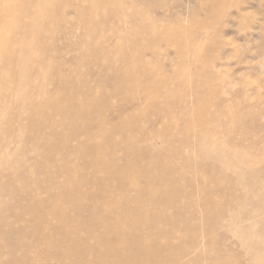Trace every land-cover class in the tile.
<instances>
[{
    "label": "bare ground",
    "instance_id": "6f19581e",
    "mask_svg": "<svg viewBox=\"0 0 264 264\" xmlns=\"http://www.w3.org/2000/svg\"><path fill=\"white\" fill-rule=\"evenodd\" d=\"M9 2L22 6L16 25L11 27L9 24L7 29L21 34L23 43L19 46L21 53L16 54L13 48L16 42L9 38L10 35L0 36V120L5 118L12 105L11 92L24 97L22 92L27 79L31 73L35 74L28 68L32 60L24 47L27 37L36 36L28 31V27L39 26L46 20L55 23L56 18L58 38L68 42L55 49L52 45L55 41L50 38L52 48L42 52L50 51L52 58L58 60L65 51L84 48L92 60L84 65L83 77L77 78L75 93L66 97L67 94L62 92V103L53 106V115L55 112L64 114V127L71 131L62 136L60 132L52 131L50 138L54 151L55 146L57 150L64 148L63 183H74L78 187L98 184L100 190L95 192L102 202L95 210L93 208L89 220L75 212L73 224L61 225L69 228L61 232V237L48 238L47 244H43L46 247L41 245L46 252L41 250L42 254H39L36 252L39 242H30L24 247L21 243L24 237L22 240L18 238L26 226L15 229L9 223V220L18 224L23 222V216H31V211L26 208L16 213L3 196L12 192L0 191V204L8 212L4 214L8 217L0 212L1 243L11 249L20 243L24 247H20L23 250L20 258H16L14 252L9 257L0 251V264H217L224 252L235 246V250L238 248L243 255L242 264H264V104L257 102L253 107L246 102L237 103L239 96L234 94L235 97L228 99L225 90L217 91L215 98H209V102L198 109L186 102L185 96L193 89L180 80L179 75L189 68L202 67L198 52L204 42L197 38L199 35L192 31L177 38L174 54H183V61L178 63L170 56L169 50H162V44L150 43L153 35L149 30L169 19L159 12L165 5L156 3V0H66L56 10L55 0ZM194 2L198 10L212 8L210 1ZM7 12L8 9L1 8L0 3V25ZM201 27L210 32L209 38L214 41L211 33L214 28L207 24ZM44 32L42 29L37 36ZM50 33L55 37V28ZM127 35L136 39H127ZM143 35L147 44L138 43ZM156 40L161 42L159 38H154L153 42ZM109 44H116L120 49L113 52ZM160 56L169 58L170 63H162ZM40 59L44 72H48L55 84L60 79L62 66L83 63L84 57L63 60L62 66L55 63L49 66L45 59ZM173 67L178 72H173ZM214 67L217 68L218 64ZM118 71H122L121 76ZM162 72H170V75L164 78L163 84L160 81L157 84L155 77ZM135 73L139 76L136 77ZM13 78L18 82L14 91L6 86V81ZM152 86L153 95L143 99L136 95ZM227 86L226 82L222 87ZM112 87L115 104L109 99L102 102L101 91ZM39 92L37 89V97ZM45 97L41 102L46 103ZM159 97L164 98L162 108L153 106ZM144 102L153 107L140 112L139 107ZM65 107L70 108L67 111ZM78 120L85 131L78 129ZM67 141L74 142V145L66 147ZM12 142L0 140V166L11 157L10 150L14 148L9 144ZM155 143L160 144L159 152L154 149ZM178 143L182 144L180 148ZM72 157L84 160L92 169V176L85 175L84 168L80 167L83 163L76 165L71 161ZM190 157L195 160L190 164L181 166L177 162V159ZM19 170L17 175L25 182L24 167ZM97 174H103L104 179H97ZM55 180L53 172H45L36 184L46 185L51 191L49 185L55 184ZM186 186L192 188L191 194L187 193ZM24 188L28 190L27 187L22 190ZM70 190L67 193L62 189L64 193L54 197L65 202L68 206L65 209H78L80 195L75 196L69 193ZM26 194L29 199H35L32 192ZM41 205L43 208L39 212L44 218L55 214V210L52 213L53 207L46 210L44 203ZM100 209L106 212L104 220L101 216L99 220L96 218ZM65 215H60L57 220L66 223ZM78 221L82 225L77 224ZM5 226L8 229L3 230ZM38 229L42 234L50 231L45 225L37 226L35 231ZM102 239L109 240L104 244L105 249L95 244ZM139 246L145 255L143 261L133 256L134 249ZM191 254L193 256L189 257Z\"/></svg>",
    "mask_w": 264,
    "mask_h": 264
},
{
    "label": "rangeland",
    "instance_id": "374dc122",
    "mask_svg": "<svg viewBox=\"0 0 264 264\" xmlns=\"http://www.w3.org/2000/svg\"><path fill=\"white\" fill-rule=\"evenodd\" d=\"M7 1L8 0H0L1 8L8 9L7 16L5 17V20L2 19V23L0 25V33H1L0 36L3 38L6 37L7 35H10L9 38L12 39L14 42H16L13 48L15 50V53L18 54L21 53L19 51V46L20 44L23 43V36L21 34H18L17 32L14 33L8 31L7 25L9 26L10 24L11 27L16 25L17 18L22 13V6H18L14 4L11 5V3L9 2L10 0L8 2ZM48 1L53 2L54 0H48ZM194 1L193 0H162V1L156 0V3H162V5H165L164 7H166V9L163 7L164 9L163 8H162L163 10L160 9L159 12L164 15L166 14L165 17L169 19L168 21L163 22L162 25L158 26L154 30H149L150 33L153 35V39L159 38V40L161 41L158 42L156 40V42H153V39H151L150 41L151 45L154 43H155L154 45L162 44L161 46L162 50L164 51L169 50L171 53L170 56L172 58L174 57V59L178 63L183 61L182 58L183 54H177V55L174 54V49L176 48L175 41H178L177 38L179 36H183V33L185 32L191 33L193 31V33H197V35H199L197 36V38L201 40V42H204V46L201 47V49L198 52L200 60H202L203 62L202 67L189 68L186 70V73H180L179 75V79L180 80L182 79L183 81L187 82L188 84L187 86H189L190 89H193L192 93H188L187 96H185L186 102L189 103L193 108L198 109L202 105L208 103L209 98L210 99L215 98L217 91L221 92L222 90H225V92L227 93L225 97H228V99L233 98L235 96L240 97V99L239 97L238 99H236L237 103L243 102L244 104L246 102L247 104L253 107L254 105H256L257 102H260V104L263 105L264 104V0H221V1L206 0L207 2L210 1L209 4L210 7L212 8L211 9L202 8L199 10L194 4L195 3ZM65 2L66 0H55V10L57 8H60ZM213 2L215 3L213 4ZM202 24L203 25L207 24V26L214 28L211 29L212 30L211 33L214 35V41L209 38L211 37L209 36L210 32L203 30L204 27H201ZM41 28L45 32L40 34L42 36H37V34H39L38 32L42 30ZM54 28H55V37L50 33L51 31L54 30ZM56 28H57L56 18H55V23L52 20H46V21H42L39 26L28 27V31L33 34H36V36L34 38L27 37L26 39L29 42L26 41V45L24 47L26 48L25 52L29 56L31 55V60H32V63L28 65V68L30 70L35 71V74L32 75L31 73L30 77L27 79L28 81L27 86L22 92L24 94V97L19 96L16 92H11L10 99L12 105L10 106L9 110L6 111L5 118L0 120V125H1L0 140L8 139V142L9 140L13 141L11 144H9V146L10 148L11 147L14 148V150L12 149L10 150L11 157L9 158L8 162L0 166V191L2 192L5 191L7 193L12 192L10 194L12 196L6 193H4L3 196L5 197L6 202L10 203V205H12L11 207L16 209L15 211L16 213L21 211V209H23L24 211V209L26 210V208H28L27 211H31L32 213L31 216L25 214L23 216L24 221L19 224L10 220L9 223L15 229H20V228L23 229L25 228L24 226H26L27 229L26 228H25L26 230L23 229L24 232H21L22 235L19 234L18 238H20L19 240H22L24 237V240L21 241L24 247L29 246L31 244L30 242H32V244L36 243V241L39 242L40 247L38 248V250L36 249L37 250L36 252L39 251L38 252L39 254L40 253L42 254L41 250H44L43 253L46 252L44 247H46L45 245L48 242L47 240L48 238L54 236L55 238L61 237L59 235H62L64 229L67 230V228H69L68 226L61 227V225H67V223H69L70 225L73 224L71 222L78 213L83 218L87 216L85 219H88L89 216H90L89 218H91V216H93L95 208L97 206H100L102 202L101 201L102 199H100L96 195L98 189L100 190V188L97 187L98 184L97 186L96 184H94L93 186L79 185L80 187H78L74 183L66 184V185L63 183L65 180V173H64V169H62L61 167L63 165V167L65 168L64 159H62L63 158L62 152L64 151L63 150L64 148L63 149L59 148V150H57L56 149L57 147L55 146V151H54L53 143L51 142L50 136L52 131L60 132L61 136L68 135V133L71 131L70 129H65L64 127V123H65L64 118H66L64 114L62 113L59 114L55 112V115H53L54 114L53 106H55V104L62 103L64 99L62 92L63 93L65 92L67 94L66 97H71L75 93L76 90L75 84L78 80L77 78H79V76L81 78L83 77V74L85 73L86 70V66L84 65L90 63L92 60V57L88 55L89 53H87V50L84 48L82 49L78 48L77 50L74 51L71 50L65 51V53H62L60 59L58 60L56 58L55 59L52 58L50 51L46 53L42 52V50H46V49L50 50V48H52V46L49 43L50 38H52L55 41V44L51 43L52 45H55V49L57 46H64L67 44L68 42L67 40L62 41L64 39L58 38L56 34ZM193 28H195V30ZM126 37L127 39L129 38L136 39L135 37H129L128 35ZM138 43L147 44L145 35H143L141 38L138 39ZM109 48L113 52L120 49L119 46H117L116 44H109ZM22 55L24 54L22 53ZM73 56L84 57L83 63L82 61H80V63L75 62L65 66L61 65L63 60L71 59ZM160 57H161L160 61L162 63H166V64L170 63L169 58H165L163 56ZM40 58L45 59L46 63L49 66H52L54 63L56 66L58 65L62 66L60 72V79H57L55 81V84L51 79V77L49 76L48 72L47 71L44 72V68L39 63L41 60ZM150 61L151 60H147V62ZM32 64H34V66H32ZM116 64L119 65V63ZM216 64H218L217 68L214 67ZM171 70H173V72H178V70L175 67H173ZM205 71H208L209 73H205ZM121 73L122 71H118V74H120V76L122 75ZM203 74H204V79H202ZM169 75L170 72L158 73V76L155 77L158 79L156 80L157 84L159 81H160L159 83L164 82V78L169 77ZM135 76L138 77L139 75L135 73ZM226 82L228 83L227 88L222 87L224 86V84H226ZM90 84L94 85V83H90ZM6 86L8 89L14 91L15 89L18 88V82L14 78L9 79L8 81H6ZM113 88L114 87L106 88L107 90L105 89L101 91L102 102L109 99L111 103L115 104L116 98H113L114 97ZM37 89H40L39 92L40 95L38 97L37 95H35L37 94ZM171 89H173V87H171ZM162 90L165 91L164 88H162ZM154 92L155 90L154 87L152 86V88L150 87L147 89L140 90L139 92H137L136 95L143 99L145 97L153 95ZM203 92L205 99L203 98ZM194 93H198L199 95L198 96L192 95ZM213 93H214L213 97H210L212 96ZM44 96H46L44 98L45 100L44 102L46 103L41 102ZM53 99L54 101H52ZM163 104H164V98L159 97L157 98L156 104H154L153 106H155L156 108H162ZM153 106H150V104L144 102L143 104L140 105L139 109L141 110L140 112H142V111L150 110ZM69 108L70 107H65L64 109L68 111ZM109 118L110 117H108L107 119ZM179 119L181 120L182 118ZM136 123L137 122H135V124ZM77 125L79 127L78 129L85 131V129L82 128L84 125H82V123H80L79 120L77 122ZM235 128L236 127L234 125V133L236 132ZM73 145L74 142L72 143V141L71 142L67 141L65 146L70 147ZM178 145L180 148L182 144L178 143ZM31 147L33 149H30ZM154 147H155L154 149H156L158 152L160 151L159 143L157 144L155 143ZM186 151L187 153L188 152L191 153V151H189L188 149H186ZM158 155H161V153ZM71 161L76 165L78 164L79 166L83 163L82 166L80 167L84 168L83 170L87 172V174L85 172L84 174L87 176H92L93 174L92 169L86 166L84 160H81L76 157L74 158L72 157ZM194 161L195 160H193V157L182 160L177 159V162L181 164V166L186 163L190 164L191 162ZM20 167L22 168L24 167V174L26 177L25 182L20 180V178L17 175V173L20 171L19 170ZM39 168H41V170H39ZM29 169L30 172H28ZM45 172L49 174L50 173L52 174L53 172L55 174V179H56L55 181L57 182H54L55 184L49 185V189L52 188L50 189L51 191H48L46 189L47 187L46 185L39 186L36 184V181L41 180ZM62 173H64V175ZM191 176L192 175H190V177ZM97 179L103 180L104 175L97 174ZM4 187H6V190H3ZM22 187H27L28 190L26 191L25 188L24 190H22ZM54 189H56L55 194H53ZM62 189L63 191L65 190L64 192L67 193L68 190L71 189L72 191L70 190L69 193L72 192L71 194L73 195L75 194V196L77 194L80 195V196L77 195L79 196V198H77L78 209L69 208L67 210L65 208L66 207L68 208V206L65 204V202L58 201L57 197H54V196H59L60 192L64 193ZM185 189L187 193L190 194L193 191L192 188L188 186H186ZM17 190H19V192ZM27 192H32L35 199L33 198L29 199L26 194ZM84 193L86 194V196L84 195ZM54 198L55 201L53 200ZM40 203L41 204L44 203L46 210L51 209V207H53L52 213H54L55 210V214L49 215L44 218V216L41 215L40 213L41 209L43 208V206ZM55 204H58L59 206ZM59 207H61L62 211L64 209V212L61 213ZM6 209L7 208H5L3 205L0 204V212L3 215L8 213ZM78 210L80 212H78ZM58 211H60L59 212L60 214L58 213ZM194 211H196V209ZM75 212H77V214ZM167 213H170V211H168ZM63 214L64 215L66 214L65 215L67 218V220H65L66 223H64V221L61 220L59 221V219L57 220V218L63 216ZM105 214L106 212L103 210L101 211L100 209L99 213L97 214L98 216L96 215V218L98 220L100 218L104 220L106 216ZM4 217H8V216L4 215ZM45 222L47 223L49 222L50 225L49 223L47 225V223ZM58 222L59 224H57ZM193 223L197 224V222L194 221ZM77 224H80L79 221L77 222ZM44 225L48 226L49 227L48 230L50 231L47 232L44 231L43 234L39 229L35 231L37 229V226L40 228V226L44 227ZM52 226L54 229L52 228ZM6 229H8V226L7 227L5 226V228H3V230ZM33 231H35L36 233ZM31 235L33 237H31ZM43 236L46 237L43 238ZM72 239H78V238L73 237ZM105 240L106 239L98 240L99 242L98 241L95 242L96 246H98L101 249H105L104 244L109 242V240L108 241ZM21 243L18 245V247L15 246L14 248H12L15 250H12L10 247L4 246L0 240V244H1L0 251L1 253L2 252L5 253L3 255H7L9 257H11L10 255L13 256V254L14 253L16 254L17 252V254L16 255L14 254V256L16 258H20L23 256L22 255L23 250L21 248H24ZM41 245L44 247H42ZM41 247L43 249H41ZM235 248L236 246L224 252V255L220 257L222 261L219 258V260H217L218 263L221 261L222 264H229V263L242 264L243 255L240 254L238 248L236 250ZM17 249L20 250L16 251ZM141 249L142 246H139L136 249H134L133 256L138 260L143 261L145 259L144 258L145 255ZM192 256H193L192 254L189 255V257Z\"/></svg>",
    "mask_w": 264,
    "mask_h": 264
}]
</instances>
